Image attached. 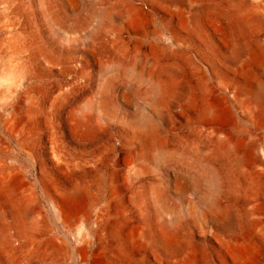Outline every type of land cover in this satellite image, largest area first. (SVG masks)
Listing matches in <instances>:
<instances>
[{
	"label": "rangeland",
	"instance_id": "rangeland-1",
	"mask_svg": "<svg viewBox=\"0 0 264 264\" xmlns=\"http://www.w3.org/2000/svg\"><path fill=\"white\" fill-rule=\"evenodd\" d=\"M102 1L73 29L89 0H64L57 26L38 0H0V264H97L111 247L122 264H264V244L237 262L197 234L200 191L173 158L217 172L220 210L201 204L204 222L264 202V0ZM115 222L116 238L97 233Z\"/></svg>",
	"mask_w": 264,
	"mask_h": 264
},
{
	"label": "bare ground",
	"instance_id": "bare-ground-1",
	"mask_svg": "<svg viewBox=\"0 0 264 264\" xmlns=\"http://www.w3.org/2000/svg\"><path fill=\"white\" fill-rule=\"evenodd\" d=\"M68 4V3H67ZM104 5L102 0H89L88 10L85 14H82L81 16L77 17L75 21L67 28L72 27L73 29L79 28L81 26H84L89 21L92 20V18L97 15L100 8ZM38 6L40 9L41 14L47 19L49 24H54V21L56 18H58L60 15L62 17V13H64V0H38ZM125 7V6H124ZM119 8V7H118ZM131 9V8H130ZM117 17L120 18V16L123 14L119 9H117ZM73 11V10H72ZM101 12V11H100ZM102 13V12H101ZM127 14L128 11H126ZM131 13V12H130ZM132 14V13H131ZM133 15V14H132ZM111 17V16H110ZM126 16H123V18ZM96 18V17H95ZM127 18V17H126ZM130 18V17H129ZM99 19V18H98ZM97 19V22L99 21ZM116 19V18H114ZM131 20V19H130ZM96 21V20H95ZM105 21V19H104ZM122 21V20H121ZM56 25V24H54ZM53 26V25H52ZM57 26V25H56ZM92 42V41H91ZM87 46V45H86ZM91 46H93L91 44ZM246 48V47H245ZM45 49V48H44ZM162 49V48H161ZM156 50V49H154ZM160 50V49H159ZM158 51V50H157ZM163 51V50H162ZM45 53V52H44ZM156 56V55H155ZM128 71V70H127ZM133 73V71H131ZM127 72L125 69H122L120 72V76L122 78L127 76ZM108 82V81H107ZM167 85V84H166ZM168 86V85H167ZM187 88V87H186ZM185 88V90H186ZM108 91L115 90L114 87L108 86ZM188 89V88H187ZM161 90V87L159 85H153L152 89L149 91L147 90L143 95L148 100H155L156 93ZM230 90V89H229ZM259 95H264V88H261L259 91ZM115 93V92H114ZM112 94V92H111ZM163 96V95H162ZM239 94L237 93L235 95V100L244 106V108L251 109V103L247 101H241L239 99ZM256 97V96H255ZM254 97V98H255ZM256 97L255 99H257ZM158 100V99H156ZM162 100V98H161ZM216 100V99H215ZM226 100V97L224 96L222 99H220L218 102L214 101L208 106L210 111H212L211 120L213 122H217L222 117V112L220 111L222 107L224 106V102ZM206 109V108H205ZM206 113V112H205ZM208 116V114H207ZM209 119V118H208ZM264 120V119H263ZM146 123V122H145ZM148 123V122H147ZM214 124V123H213ZM212 125V124H211ZM144 126V125H143ZM153 126V125H152ZM223 126V125H222ZM210 127V126H208ZM221 128V127H220ZM219 128V129H220ZM218 129V128H217ZM153 133V132H151ZM150 133V134H151ZM214 134L219 136L221 134L220 130H214ZM153 135V134H152ZM155 136V135H154ZM154 136L152 137L154 139ZM224 136V135H223ZM143 137V136H142ZM147 138V137H146ZM149 138H151L149 136ZM149 141V140H148ZM237 144V143H236ZM235 149V148H234ZM238 149V148H237ZM243 149V148H242ZM236 150V149H235ZM238 151H236L237 153ZM245 152V151H244ZM235 153V152H233ZM240 153V152H239ZM238 153V154H239ZM247 153V152H246ZM235 155V154H234ZM218 156V155H217ZM176 160L180 159V163H182L185 167H190L193 173V179L195 182V185L200 191V196L198 197V200L196 202H192L189 205V214L193 216L197 220L196 225V232L198 235H201L205 241H212L216 240L222 244V242L226 243L228 246H231L234 248V259L237 262H240L244 260L247 256H249L255 249H257L258 245L264 244V202H259V199L254 197L250 204H248L245 208V210H242L241 208L235 209V210H226L222 212L221 214L226 218V222L222 223L219 221L221 219L218 216L213 217L210 221L204 222L202 218H199V212H200V205L207 206L209 208H213L214 211H219L220 206L218 201L215 199V195L218 193L219 187H218V175L216 170L214 171L211 167L207 166L206 164L195 161L189 158H186L185 156H175L173 157ZM220 158V157H219ZM238 158V157H237ZM244 158V156H242ZM173 159V160H174ZM222 159V158H220ZM249 159V158H248ZM172 160V159H171ZM169 161L172 162V161ZM240 162V161H239ZM260 162V161H259ZM248 165V164H247ZM249 166V165H248ZM236 170V169H235ZM233 172V171H232ZM235 172V171H234ZM140 171H136V175L140 174ZM164 173V172H163ZM166 176V175H165ZM220 176V175H219ZM238 176H236L237 178ZM164 178V177H163ZM239 178V177H238ZM166 179V178H164ZM232 180V179H230ZM234 180V178H233ZM220 181V180H219ZM241 182V181H240ZM230 183V182H229ZM243 184V183H242ZM227 186V185H226ZM228 188V187H227ZM172 190V189H171ZM221 190V189H220ZM225 190V188H224ZM76 191V190H75ZM240 191V184L239 181L232 182L230 185V192H237ZM173 192V191H172ZM73 193V192H72ZM77 193V192H75ZM247 193V192H246ZM68 194V193H67ZM228 194V193H227ZM63 195V194H62ZM74 195V193H73ZM65 196V195H63ZM137 196V195H136ZM161 198L166 199L169 196V189L168 187L161 190L160 194ZM229 196V195H228ZM246 196V195H245ZM232 197V196H231ZM238 197V196H237ZM77 200L81 198V194L77 193L75 197ZM239 198V197H238ZM260 198V197H259ZM262 198V197H261ZM260 198V199H261ZM67 199V198H66ZM83 199V198H82ZM236 199V198H234ZM229 200V199H228ZM227 200V201H228ZM233 200V199H232ZM241 200V199H240ZM239 200V201H240ZM244 200V199H243ZM248 200V199H247ZM226 201V200H225ZM236 201V200H235ZM245 201V200H244ZM229 202V201H228ZM243 202V201H242ZM249 202V201H248ZM247 202V203H248ZM164 203V202H162ZM239 203V202H238ZM237 203V204H238ZM228 204V203H227ZM232 204V203H231ZM245 204V203H244ZM119 205V204H118ZM117 205V206H118ZM241 205V204H239ZM224 206V205H223ZM234 206V205H232ZM120 207V206H119ZM166 207V206H165ZM164 207V208H165ZM222 207V205H221ZM227 207V206H226ZM224 208V207H223ZM232 208V207H231ZM159 209V208H158ZM157 209V210H158ZM163 209V208H162ZM167 210V209H166ZM209 210V209H207ZM206 211V210H205ZM168 212V211H167ZM161 214L163 216H166L167 214L162 211ZM206 214V213H205ZM209 214V213H207ZM180 214H176L171 217L172 221L164 219V225L171 229L174 225L173 220H176L179 218ZM204 215V213H203ZM218 215V214H217ZM159 216V215H158ZM209 216V215H207ZM212 217V216H211ZM210 217V218H211ZM223 219V218H222ZM114 220V219H113ZM116 220V219H115ZM207 221V220H206ZM110 223V222H109ZM103 226V225H102ZM101 226V227H102ZM120 226V225H119ZM100 227V226H99ZM117 228L118 224L112 223L111 226L107 225L103 229H99L97 231L98 234L107 233L110 237L116 238L117 234ZM176 232V231H175ZM120 234V233H119ZM147 235V234H146ZM209 235L212 236V238H209ZM176 237V236H175ZM174 237V238H175ZM97 238V237H96ZM180 238V237H179ZM102 240V239H101ZM160 240V239H159ZM178 240V239H177ZM176 240V242H177ZM192 240V238H191ZM112 242H115L113 240ZM175 242V241H174ZM173 242V243H174ZM175 242V243H176ZM168 243V242H167ZM107 244V243H106ZM114 244V243H113ZM122 244V243H121ZM220 244V245H221ZM170 246V244H168ZM213 245V244H212ZM219 245V244H218ZM225 245V244H224ZM112 246V245H111ZM110 246V247H111ZM162 246V245H161ZM192 244L190 240L184 241L181 246L178 248L179 251L184 252L191 248ZM194 247V246H193ZM224 247V246H223ZM222 248V247H221ZM112 249V247H111ZM110 248H106L97 257V264H122V256L124 254V251L121 249V247L118 249L117 253L111 250ZM193 252V251H192ZM76 254V253H75ZM263 255V254H262ZM76 256V255H75ZM77 258V257H76ZM228 258V257H227ZM263 258V257H262ZM224 260V258H223ZM228 261V260H227ZM232 261V260H231ZM223 262V261H222ZM221 262V263H222ZM234 262V261H232ZM228 263V262H227ZM203 264V263H202ZM207 264V263H205ZM233 264V263H232Z\"/></svg>",
	"mask_w": 264,
	"mask_h": 264
}]
</instances>
